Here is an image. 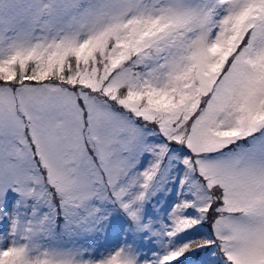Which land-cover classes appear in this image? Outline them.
Segmentation results:
<instances>
[{
	"label": "snow or ice",
	"instance_id": "1",
	"mask_svg": "<svg viewBox=\"0 0 264 264\" xmlns=\"http://www.w3.org/2000/svg\"><path fill=\"white\" fill-rule=\"evenodd\" d=\"M0 264H264V0H0Z\"/></svg>",
	"mask_w": 264,
	"mask_h": 264
}]
</instances>
